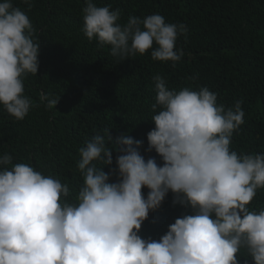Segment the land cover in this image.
<instances>
[{
	"label": "clouds",
	"instance_id": "obj_1",
	"mask_svg": "<svg viewBox=\"0 0 264 264\" xmlns=\"http://www.w3.org/2000/svg\"><path fill=\"white\" fill-rule=\"evenodd\" d=\"M85 3L81 31L117 61L150 53L175 67L184 56L177 47L188 32L183 23H167L159 13L121 23V9ZM22 4L23 10L0 0V107L15 121L37 106L25 80L37 75L39 42L27 14L32 0ZM153 83L155 127L146 151L154 150L162 165L145 159L142 141L122 134L112 146L111 129L97 131L78 149L82 183L73 195L69 183L0 154V264H239L242 251L252 264H264V208H249L264 189V153L231 149L245 122L243 101L220 104L207 86L170 89L159 74ZM59 98L40 100L56 109ZM113 151L116 182L103 170ZM169 192L191 214L176 218L159 240L142 238L143 222Z\"/></svg>",
	"mask_w": 264,
	"mask_h": 264
},
{
	"label": "trees",
	"instance_id": "obj_2",
	"mask_svg": "<svg viewBox=\"0 0 264 264\" xmlns=\"http://www.w3.org/2000/svg\"><path fill=\"white\" fill-rule=\"evenodd\" d=\"M121 9V23L129 16L139 18L159 13L167 23H183L188 32L177 40L184 56L172 62L153 61L150 53L122 61L110 49L97 48L81 31L85 0H32L27 12L39 42V68L25 80V94L34 104L26 118L15 121L0 107V154L13 156V164H31L45 175L69 183L75 190L82 183L76 171L78 149L97 131L111 129L109 144L117 146L122 134L142 141L141 154L147 160L161 158L146 151L155 102L153 77L166 79L170 89L197 90L207 86L218 94V103L232 106L242 100L244 124L233 135L231 149L240 153H264V0H94ZM14 5L25 9L22 0ZM189 77H195L190 80ZM60 97L56 109H47L40 97ZM104 167L110 182H116L117 168ZM149 190L143 188L147 195ZM168 193L161 207L150 211L139 235L159 240L168 226L191 209L173 204ZM250 210L264 208V189L257 191ZM239 264H252L246 252Z\"/></svg>",
	"mask_w": 264,
	"mask_h": 264
}]
</instances>
